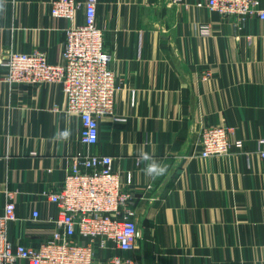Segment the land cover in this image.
<instances>
[{
	"label": "crops",
	"instance_id": "1",
	"mask_svg": "<svg viewBox=\"0 0 264 264\" xmlns=\"http://www.w3.org/2000/svg\"><path fill=\"white\" fill-rule=\"evenodd\" d=\"M54 1L0 0V61L8 50L61 61L70 22L51 14ZM198 1H97L120 91L92 150L113 157L124 183L132 175L137 264H264V20H223ZM4 73L0 64V214L5 191H17L10 235L36 246L53 225L32 222V209L56 216L46 193L88 149L60 85L9 86ZM214 124L229 128L230 149L203 158L199 136ZM65 129L69 139H56ZM141 149L165 175H145Z\"/></svg>",
	"mask_w": 264,
	"mask_h": 264
},
{
	"label": "built area",
	"instance_id": "2",
	"mask_svg": "<svg viewBox=\"0 0 264 264\" xmlns=\"http://www.w3.org/2000/svg\"><path fill=\"white\" fill-rule=\"evenodd\" d=\"M98 0H55L51 14L65 18L61 61L52 64L43 52L8 50L0 61L9 86L60 85L66 97L65 113L77 116L81 123L80 140L87 151L74 157L64 180L46 193L56 206L55 217L41 218L33 208L32 222L53 225L51 234L36 246L15 242L10 224L20 220L17 191H5L6 204L0 214V264H137L133 250L138 235L132 175L125 183L113 167V157L96 154L100 121L115 118L114 104L120 87L111 68L112 54L105 47L104 34L97 24ZM179 1V0H175ZM197 8H207L223 20L245 23L252 16L264 20L259 0H200ZM79 9L81 24L75 22ZM201 157H218L230 149L229 128L223 124L205 126L199 136ZM264 162V147L258 150Z\"/></svg>",
	"mask_w": 264,
	"mask_h": 264
},
{
	"label": "clouds",
	"instance_id": "3",
	"mask_svg": "<svg viewBox=\"0 0 264 264\" xmlns=\"http://www.w3.org/2000/svg\"><path fill=\"white\" fill-rule=\"evenodd\" d=\"M70 135H71L70 130L65 129L63 131H59V132L56 133V139L66 141V140L69 139ZM139 161H142V162H149V161H151L149 163H146L144 172H145V175L146 176L151 177L153 179L158 178L160 176H163L167 172V167L166 166H163V165L157 163L143 149H141L139 151Z\"/></svg>",
	"mask_w": 264,
	"mask_h": 264
}]
</instances>
